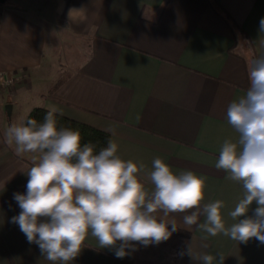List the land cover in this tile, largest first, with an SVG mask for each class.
Segmentation results:
<instances>
[{
  "label": "crops",
  "instance_id": "1",
  "mask_svg": "<svg viewBox=\"0 0 264 264\" xmlns=\"http://www.w3.org/2000/svg\"><path fill=\"white\" fill-rule=\"evenodd\" d=\"M216 1L246 35L235 46L230 28L207 0L0 4V81L13 84L0 88V264H51L11 222L21 211L13 194H26V172L33 164L30 154H15L4 134L13 117L16 124L24 123L35 107L56 109L57 115L106 132L123 159L143 163L148 171L160 158L174 174L190 170L202 176L201 206L223 201L226 227L237 222L229 213L243 197V187L215 164L224 141L239 138L226 111L249 87L244 40L254 58L264 56L259 43L264 0ZM146 188L151 192L153 185ZM256 207L253 202L247 215L254 217ZM174 215L178 228L188 233L177 239L175 264H201L187 254L189 244L194 258L222 254L223 264H264V244L256 238L245 244L223 234L210 236L197 225L187 230L184 214ZM203 222L201 215L197 224ZM114 251L100 248L89 235L70 264L127 261L128 255L117 258Z\"/></svg>",
  "mask_w": 264,
  "mask_h": 264
},
{
  "label": "clouds",
  "instance_id": "2",
  "mask_svg": "<svg viewBox=\"0 0 264 264\" xmlns=\"http://www.w3.org/2000/svg\"><path fill=\"white\" fill-rule=\"evenodd\" d=\"M259 31L264 33V19ZM259 43L264 46V40ZM248 79L245 95L226 111L238 141L225 140L215 164L244 191L229 213L237 221L230 227L223 219V201L201 206L206 188L202 176L190 170L174 174L160 158L148 171L143 163L123 159L112 140L97 153L94 143H81L79 130L58 127L56 109L39 123L35 118L12 123L4 134L5 143L15 145V154H30L33 164L26 172V194H13L21 211L11 222L51 264H70L89 235L100 248H114L117 258L130 255L126 249L136 251L137 243L159 245L178 231L177 213L184 214L187 230L197 225L210 236L223 234L245 244L256 238L264 244V56L252 59ZM146 183L153 185L151 192ZM253 202L257 207L250 217ZM201 215L205 222L197 224ZM117 241L122 242L119 247ZM187 254L201 264H223L225 258L207 253L194 258L191 244Z\"/></svg>",
  "mask_w": 264,
  "mask_h": 264
},
{
  "label": "trees",
  "instance_id": "3",
  "mask_svg": "<svg viewBox=\"0 0 264 264\" xmlns=\"http://www.w3.org/2000/svg\"><path fill=\"white\" fill-rule=\"evenodd\" d=\"M208 5L210 6V8L216 12L228 25V27L231 30L232 33V37L234 40V46L235 44L238 42V38L242 37V38H246L245 33H243L235 24V22L230 18V16L220 7V5L218 4V2L216 0H207ZM243 41V39H242ZM245 40L243 42V56H244V49H245V55L247 57V59L244 60V58H242L245 63H246V67L247 69H249L250 64L252 59L254 58V55L251 53V46L246 45ZM231 52V50H230ZM248 72V70H247ZM47 112V110L40 108V107H35L33 109H31L29 111V113L27 114L24 122H26V120L28 118H35L38 123L43 121V117L45 115V113ZM56 119H57V125L60 128H71L73 130H79L81 133V137H82V141L81 143H88V142H92L96 145V152L98 153L99 150L101 148L107 147L108 141H109V135L101 130H98L96 128H93L91 126H88L86 124L68 119L66 117L60 116L56 114ZM169 228H171V226L169 225ZM175 236H177L178 238L181 239H186L188 237V233L178 229V231L173 233Z\"/></svg>",
  "mask_w": 264,
  "mask_h": 264
},
{
  "label": "rangeland",
  "instance_id": "4",
  "mask_svg": "<svg viewBox=\"0 0 264 264\" xmlns=\"http://www.w3.org/2000/svg\"><path fill=\"white\" fill-rule=\"evenodd\" d=\"M12 85V83L5 84L0 81V88L10 89ZM13 121L17 122L15 117H13ZM177 239L178 237L172 234L167 241L161 242L159 245L142 246L137 243V250L134 252L130 250L131 255H128L127 261L123 264H175Z\"/></svg>",
  "mask_w": 264,
  "mask_h": 264
},
{
  "label": "water",
  "instance_id": "5",
  "mask_svg": "<svg viewBox=\"0 0 264 264\" xmlns=\"http://www.w3.org/2000/svg\"><path fill=\"white\" fill-rule=\"evenodd\" d=\"M4 2V0H0V4H2ZM11 109H12V106L11 104L7 103L4 107V110H5V113H6V116L8 118H10V115H11Z\"/></svg>",
  "mask_w": 264,
  "mask_h": 264
},
{
  "label": "built area",
  "instance_id": "6",
  "mask_svg": "<svg viewBox=\"0 0 264 264\" xmlns=\"http://www.w3.org/2000/svg\"><path fill=\"white\" fill-rule=\"evenodd\" d=\"M3 82H4L5 84H10V83H12V81L9 80V79H4Z\"/></svg>",
  "mask_w": 264,
  "mask_h": 264
}]
</instances>
